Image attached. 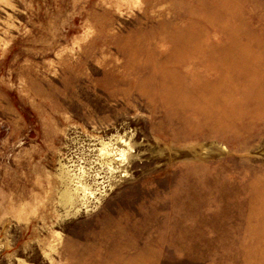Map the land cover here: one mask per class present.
Returning a JSON list of instances; mask_svg holds the SVG:
<instances>
[{
  "label": "rangeland",
  "instance_id": "374dc122",
  "mask_svg": "<svg viewBox=\"0 0 264 264\" xmlns=\"http://www.w3.org/2000/svg\"><path fill=\"white\" fill-rule=\"evenodd\" d=\"M0 264H264V0H0Z\"/></svg>",
  "mask_w": 264,
  "mask_h": 264
},
{
  "label": "bare ground",
  "instance_id": "6f19581e",
  "mask_svg": "<svg viewBox=\"0 0 264 264\" xmlns=\"http://www.w3.org/2000/svg\"><path fill=\"white\" fill-rule=\"evenodd\" d=\"M73 174H74V173H73ZM81 174H82V173H81ZM75 175H76V174H75ZM78 178H79V177H78ZM80 184H81L80 187H79V186H76L75 191H77L78 189H82L83 192H84V195H85V194H88L89 192H90V194H93V193L90 191V188H88L86 185H84V184H82V183H80ZM82 190H81V191H82ZM75 195H76V193L74 194V193H72V192H70V191H66L64 197H65L66 201H71L72 198H73ZM82 197H83V196H82Z\"/></svg>",
  "mask_w": 264,
  "mask_h": 264
}]
</instances>
